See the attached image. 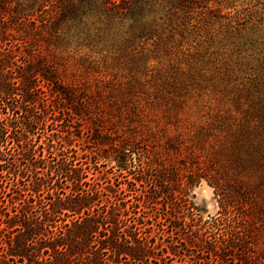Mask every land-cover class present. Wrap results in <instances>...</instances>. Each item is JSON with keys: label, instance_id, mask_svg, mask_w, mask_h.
I'll use <instances>...</instances> for the list:
<instances>
[{"label": "trees", "instance_id": "trees-1", "mask_svg": "<svg viewBox=\"0 0 264 264\" xmlns=\"http://www.w3.org/2000/svg\"><path fill=\"white\" fill-rule=\"evenodd\" d=\"M164 2L0 0V264H264L261 123L246 132L217 115L126 133L106 120V87L67 73L54 44L30 38L95 17L99 42L135 49L161 41ZM86 117L99 129L79 148ZM202 178L220 207L207 220L190 196Z\"/></svg>", "mask_w": 264, "mask_h": 264}, {"label": "rangeland", "instance_id": "rangeland-1", "mask_svg": "<svg viewBox=\"0 0 264 264\" xmlns=\"http://www.w3.org/2000/svg\"><path fill=\"white\" fill-rule=\"evenodd\" d=\"M160 9L165 15L161 41L140 43L135 49L99 42L96 26L101 24L95 17L67 30L58 21L57 39L56 31L46 28L33 31L30 38L40 49L54 44L67 73L106 87L109 102L100 104L106 120L126 133L141 124L155 135L163 128L183 131L217 115L237 119L246 132L261 123L257 133L262 132L264 0H165ZM76 127L84 135L78 147L92 146L91 133L99 128L87 117L76 121ZM46 134L40 126L32 137L42 141ZM20 165L26 166L24 161ZM113 165L101 169L110 172ZM198 187L191 190L192 203L203 218L216 216L218 197L214 193L211 200L198 199Z\"/></svg>", "mask_w": 264, "mask_h": 264}, {"label": "clouds", "instance_id": "clouds-1", "mask_svg": "<svg viewBox=\"0 0 264 264\" xmlns=\"http://www.w3.org/2000/svg\"><path fill=\"white\" fill-rule=\"evenodd\" d=\"M195 192L198 194V199H205V200H211L213 194L215 193V188L210 187L208 185L207 180L201 179L199 181V187L195 189ZM212 205H209V209L211 210ZM218 211V209H217ZM209 217L207 215L204 216V219H208Z\"/></svg>", "mask_w": 264, "mask_h": 264}]
</instances>
